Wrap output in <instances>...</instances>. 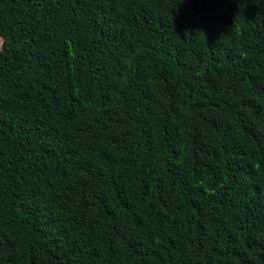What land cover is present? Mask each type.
Listing matches in <instances>:
<instances>
[{"label":"trees","instance_id":"trees-1","mask_svg":"<svg viewBox=\"0 0 264 264\" xmlns=\"http://www.w3.org/2000/svg\"><path fill=\"white\" fill-rule=\"evenodd\" d=\"M0 264H264V0H0Z\"/></svg>","mask_w":264,"mask_h":264},{"label":"rangeland","instance_id":"rangeland-1","mask_svg":"<svg viewBox=\"0 0 264 264\" xmlns=\"http://www.w3.org/2000/svg\"><path fill=\"white\" fill-rule=\"evenodd\" d=\"M1 46H2V40H0V49H1Z\"/></svg>","mask_w":264,"mask_h":264}]
</instances>
